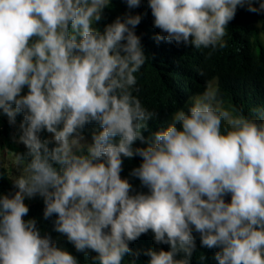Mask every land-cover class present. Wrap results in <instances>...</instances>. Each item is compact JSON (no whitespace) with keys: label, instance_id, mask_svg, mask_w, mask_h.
Segmentation results:
<instances>
[{"label":"clouds","instance_id":"clouds-1","mask_svg":"<svg viewBox=\"0 0 264 264\" xmlns=\"http://www.w3.org/2000/svg\"><path fill=\"white\" fill-rule=\"evenodd\" d=\"M121 2L125 13L100 30L112 0H0V116L16 126L22 115L13 139L25 148L15 153V191L0 194V264H79L24 219L25 200L37 196L53 230L95 253L94 264H138L130 243L149 231L169 250H145L147 264H191L197 235L218 264H264V108L253 109L258 119L225 110L209 87L145 136L158 113L133 94L148 59L133 13L142 0ZM147 6L157 45L209 57L227 46L238 9L264 14V0ZM134 157L141 163L129 175L147 192L121 177Z\"/></svg>","mask_w":264,"mask_h":264},{"label":"trees","instance_id":"trees-1","mask_svg":"<svg viewBox=\"0 0 264 264\" xmlns=\"http://www.w3.org/2000/svg\"><path fill=\"white\" fill-rule=\"evenodd\" d=\"M126 10L121 0H112L110 7L105 10V19L97 27L103 30L104 24L112 22ZM133 13L142 14V21L136 33L142 36V44L148 57L145 65L135 74L136 88L139 91L134 90L133 94L140 99L146 109L158 113V117L149 122V131L144 133L145 136L171 123L172 115L177 110L183 109L187 112L193 99L203 94L212 82H215L218 99L223 101L224 108L236 109L245 116L258 119L253 109L264 108V40L262 38L264 14L257 15L238 9L224 37L227 46L217 49L209 57L210 49L197 50L193 47H177L168 43L157 45L153 36L159 30L153 27V18L147 0H142L141 7L133 10ZM24 92H27L26 88ZM21 119L22 115H19L17 122ZM93 127L95 126H87L83 134L91 136ZM12 128L7 117L0 116V137H4L5 146L10 152L25 151L24 145H18L11 137ZM42 135L45 136V133ZM137 146L143 145L137 142ZM2 148H4L3 144L0 145V150ZM140 163V157L124 158L123 161L121 177L129 180L133 185L134 193L147 192L138 179L129 175L130 171ZM0 173L3 174L0 176V194L13 193L15 189L12 186V179L1 159ZM26 205L29 207V213L24 219H35L41 235L50 234L53 243L77 257L79 264H94L92 257L95 253L77 252L65 236L53 230L55 217L44 219L43 200ZM196 243L197 249L191 257V264H218L214 259L216 249L201 247L198 235ZM130 247L133 252H141L138 264H147L149 258L143 255L145 250H169L168 245L155 243L151 231L131 242ZM201 256L205 259L201 260ZM130 258H125V264Z\"/></svg>","mask_w":264,"mask_h":264},{"label":"rangeland","instance_id":"rangeland-1","mask_svg":"<svg viewBox=\"0 0 264 264\" xmlns=\"http://www.w3.org/2000/svg\"><path fill=\"white\" fill-rule=\"evenodd\" d=\"M262 38H263V40H264V31H262ZM209 87H211V88H214L215 89V82H212L211 83V85L209 86ZM208 87V88H209ZM207 88V89H208ZM220 107H222L223 109H225V110H228V109H226V108H224V106L221 104L220 105ZM18 124H19V122H17V125L16 126H12L13 128H12V132H11V137L12 138H16V139H18V137H19V129H18ZM48 134L47 133H45V137L47 136ZM85 136V138H86V140H87V142H91V136H86V135H84ZM17 143V142H16ZM1 144H3L4 145V148H2L1 150H0V159H1V163H3L6 167H7V169H8V173H9V176H10V178L11 179H14V178H16L18 175H20L21 174V169L19 168V167H17V165H16V162H15V153L14 152H10L9 151V149H8V147L7 146H5V144H4V137L3 136H1L0 137V145ZM18 145H22V144H20V143H17ZM37 201H42V198H40L39 196H37V197H35V198H32V199H26L25 200V204H31V203H33V202H37Z\"/></svg>","mask_w":264,"mask_h":264}]
</instances>
